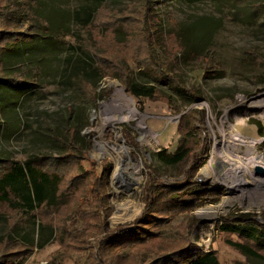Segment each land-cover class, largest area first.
I'll use <instances>...</instances> for the list:
<instances>
[{"label": "rangeland", "instance_id": "rangeland-1", "mask_svg": "<svg viewBox=\"0 0 264 264\" xmlns=\"http://www.w3.org/2000/svg\"><path fill=\"white\" fill-rule=\"evenodd\" d=\"M261 1L6 0L0 22V28L9 32L0 36L6 38L0 49V158L24 162L43 153L75 156L62 163L63 204L36 212L52 224V230L39 228L38 221H26L0 203V237L9 233L12 239L29 238L35 243L27 254L12 257L14 264H147L164 252L188 245L214 251L219 264H264V250L259 251L260 256L242 254L228 241H246L221 228L228 217L240 214L250 215L264 226V173L255 170L264 165L254 164L251 172L245 171V182L232 175L230 189L220 181L232 167L220 168L215 162L210 176L201 172L212 156L216 161L215 143L223 134L229 145L232 142L227 136L232 133L244 141L255 140L254 152L264 157ZM97 2L103 6L92 25L84 27L75 11L81 13L82 7ZM252 3L256 5L251 8ZM159 19L163 39L152 45L156 59L152 62L142 24L144 20L149 23L152 42L160 28ZM204 28H210V34L202 55L193 53L184 63L176 62L178 41L167 31H182L191 37ZM84 52L103 69L102 77L79 66L78 59L86 57ZM165 63L176 64L168 71L169 77L162 79L160 67ZM126 80L154 85L158 91L152 98L136 97L125 89ZM119 87L133 98L138 113L111 125L105 122L104 104ZM183 116L192 134L193 153L205 141L208 145L207 160L193 180L220 194L212 202L202 198L186 211L155 208L159 219L143 224L148 230L144 242L128 246L109 242L111 235L134 224L145 211L143 196L149 182L165 189L161 183L183 181L184 172L155 157L160 149L172 152L176 148V127ZM72 129L75 135L69 141ZM112 145L125 147L120 153L127 165L120 171ZM245 148L237 141L233 151L227 146L221 152L245 164ZM167 195L166 191L163 198L154 196V201L166 202ZM227 198L229 206L214 217L211 212H199ZM126 203L134 205L136 213L128 220L112 221L118 207ZM9 251L14 252L0 243L2 264L7 261L1 255Z\"/></svg>", "mask_w": 264, "mask_h": 264}, {"label": "trees", "instance_id": "trees-1", "mask_svg": "<svg viewBox=\"0 0 264 264\" xmlns=\"http://www.w3.org/2000/svg\"><path fill=\"white\" fill-rule=\"evenodd\" d=\"M264 4V0L261 1ZM6 0H0V22L4 18V6ZM259 4V3H258ZM255 3L251 4L255 6ZM100 2H97L93 7L86 6L81 8V13L75 11L76 16L81 19V24L84 27H90L95 19L98 10L102 7ZM81 14V15H78ZM81 16V17H80ZM159 29L157 30L156 38L154 41H149L151 38L149 35L147 20H144L143 27L146 30L145 33V46L149 54L150 59L154 62L155 53L152 45L159 43L162 37V20L159 19ZM181 32V33H180ZM167 31V33L175 34L178 41V55L174 54L175 61L179 64L184 63L185 59H190V55L195 53L197 57L202 55V49L209 40L210 28H204L200 33L194 34L191 37H187L182 31ZM9 33L7 30L0 28V36H5ZM195 39V40H193ZM6 41V38H0V49L3 48L2 44ZM84 51V50H83ZM86 57L79 58L78 63L80 67L85 65L89 68V74H96L99 77L103 76V69L89 53H83ZM91 60V62L89 61ZM154 59V60H153ZM83 64V65H82ZM176 63L163 64L160 67L162 79L169 77L168 71H173ZM124 87L127 91H130L136 97L152 98L156 95L158 89L154 85H139L132 83L130 80L124 81ZM179 88V87H178ZM163 98L167 104H171L169 96L164 95ZM187 118L181 117L177 124V133L179 134V140L176 148L169 152L166 149H160L155 153L156 159L163 165L178 169L184 172L183 181L175 185L161 186L165 189H158L160 183H148V187L145 190L143 199L146 204L145 211L136 219L134 224L128 228H122L111 235L108 240L115 245L128 246L130 244H138L144 242V239L148 238V230L143 224L151 225L152 220H158L159 217L155 215L163 206L168 208L179 209L180 211L190 210L192 207L199 203L200 199L205 198L208 201H214L220 194L219 190L209 188L207 185L198 183L193 180L194 174L198 169L206 162L208 157V145L207 141L195 154L193 153L191 143V131L187 129ZM75 131L69 133L68 140L74 139ZM75 156H52L50 154H39L27 158L24 162H18L9 158H0V203L5 204L9 210L20 213L26 221L35 223L38 221V227H49L51 230L53 226L50 222H47L39 215H36L40 209H52L58 208L59 205L64 202V192L61 190V184L64 180V169L62 163L65 159L67 161L73 160ZM191 158V159H190ZM189 162L186 169L184 166ZM103 173L101 176L104 179L102 185L106 183V177ZM154 189H157L154 191ZM167 201H160L157 204L154 201V196L157 198H163L166 193ZM160 207V208H159ZM16 227L13 226L12 229ZM222 230L231 231L237 234L240 238L246 242L239 243L234 241H228V243L234 248L238 249L242 254L246 256H260L259 251L264 250V226L258 224L253 217L246 214H240L237 216L228 217L225 224L221 226ZM11 229V230H12ZM27 241V242H25ZM0 243H4V247L14 250L5 252L1 255L7 262L3 264H14L16 256L22 257L27 254L35 246L33 240L25 238L24 241L12 239L7 233L0 237ZM19 254V255H18ZM0 264H2L0 262ZM147 264H219L217 255L214 251H201L191 245L182 247L177 250H171L162 253L159 256Z\"/></svg>", "mask_w": 264, "mask_h": 264}, {"label": "bare ground", "instance_id": "bare-ground-1", "mask_svg": "<svg viewBox=\"0 0 264 264\" xmlns=\"http://www.w3.org/2000/svg\"><path fill=\"white\" fill-rule=\"evenodd\" d=\"M104 110L107 111L106 113V118L105 122L114 125L117 123H120L124 120H130V118L136 117V114L138 113L136 107H135V102L132 97L124 93L121 87L117 88L115 92L113 93L110 101L108 103L104 104ZM139 123H141L139 121ZM227 137L230 138L231 144H227V140H225L226 135L223 134V138L218 141V143H215V148L214 152L215 154L217 153L218 157L215 161L213 156L211 157L209 163L205 165L201 172L203 176H210L213 172L212 170V165L217 163V166H220V168H225V167H232V169H229L228 172H224V176L226 178L222 179L220 183L228 187L229 189L232 187V181H228L231 179L232 175L233 176H239L241 182H245L244 180V172L245 171H250V167L253 166L254 164H261L264 165V157L261 153L254 152V147H255V140H248L244 141L241 139L238 135L236 134H229ZM237 141H240L245 144V164H240L241 162H238L239 158L235 160L233 157L226 156L225 153L221 152L222 147H227L229 146L230 152L233 151L232 149L236 147ZM110 148V147H109ZM111 149V148H110ZM120 149H125L124 146H117V145H112V153H113V159L115 161V166L116 170L120 171L125 168L126 164V158L122 156L120 153ZM226 149V148H225ZM227 150V152L229 151ZM109 154H111L110 150L106 148ZM126 151V150H125ZM228 152V153H230ZM258 159L259 161H256ZM243 161V160H242ZM130 168V165L129 167ZM225 171V170H224ZM258 182H263V180H257ZM231 203V200L224 199L220 204H218L215 207H210L207 209H203L199 211L200 213L203 211H208L211 212V216L214 217L217 212L223 211L226 209V207L229 206ZM134 204V203H133ZM136 213V208L134 205L131 203H126L123 205H120L118 209L116 210L112 221H125L130 219L134 214ZM205 214V213H204Z\"/></svg>", "mask_w": 264, "mask_h": 264}, {"label": "water", "instance_id": "water-1", "mask_svg": "<svg viewBox=\"0 0 264 264\" xmlns=\"http://www.w3.org/2000/svg\"><path fill=\"white\" fill-rule=\"evenodd\" d=\"M255 170L259 173H264V167L262 166H256Z\"/></svg>", "mask_w": 264, "mask_h": 264}]
</instances>
